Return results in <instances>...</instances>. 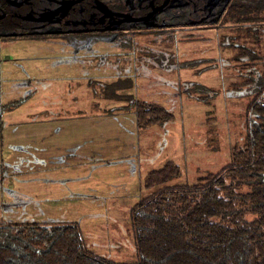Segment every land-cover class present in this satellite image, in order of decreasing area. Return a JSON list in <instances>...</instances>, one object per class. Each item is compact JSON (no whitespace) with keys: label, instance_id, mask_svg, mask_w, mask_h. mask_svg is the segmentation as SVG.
I'll use <instances>...</instances> for the list:
<instances>
[{"label":"rangeland","instance_id":"rangeland-1","mask_svg":"<svg viewBox=\"0 0 264 264\" xmlns=\"http://www.w3.org/2000/svg\"><path fill=\"white\" fill-rule=\"evenodd\" d=\"M124 1L130 11L141 0ZM222 2L204 19L216 18ZM187 6L169 0L142 23L165 15L190 21ZM251 10L264 17V1ZM259 26L254 63L232 58L234 49L220 39L232 31L225 25L148 30L129 48H119V38L77 51L55 39H0V224L75 221L88 247L115 260L136 259L130 206L150 190L144 174L172 159L180 172L168 183L193 182L245 140L253 120L246 103L264 81L263 18ZM111 85L122 96L109 97ZM133 95L162 103L173 118L137 126L125 105ZM59 123L92 127L87 155L65 146V132H41Z\"/></svg>","mask_w":264,"mask_h":264},{"label":"trees","instance_id":"trees-1","mask_svg":"<svg viewBox=\"0 0 264 264\" xmlns=\"http://www.w3.org/2000/svg\"><path fill=\"white\" fill-rule=\"evenodd\" d=\"M257 1L233 0L220 11V23L232 30L220 39L234 49L235 60H258L264 17L249 12ZM135 43L132 37L124 42L128 48ZM111 87L109 97L122 96ZM125 105L137 126L174 116L162 103L134 95ZM246 108L253 120L245 140L231 147L218 169L193 182L168 183L180 167L166 159L144 174L150 190L130 206L136 259L115 260L88 247L75 221L22 220L0 224V264H264V81L254 86Z\"/></svg>","mask_w":264,"mask_h":264},{"label":"flooded vegetation","instance_id":"flooded-vegetation-1","mask_svg":"<svg viewBox=\"0 0 264 264\" xmlns=\"http://www.w3.org/2000/svg\"><path fill=\"white\" fill-rule=\"evenodd\" d=\"M184 1L188 4L190 21H168L165 15L161 21L145 24L142 20L159 11L169 0H141L130 11L124 0H0V39H55L73 44L77 51L95 40L119 38V48H128L124 42L148 30L186 31L189 27L221 26L220 11L233 0H223L216 18L209 20L204 17L217 0ZM224 25L228 27L229 23ZM38 32H48L51 36L33 37ZM98 49L107 51L104 46Z\"/></svg>","mask_w":264,"mask_h":264},{"label":"crops","instance_id":"crops-1","mask_svg":"<svg viewBox=\"0 0 264 264\" xmlns=\"http://www.w3.org/2000/svg\"><path fill=\"white\" fill-rule=\"evenodd\" d=\"M62 116H59L55 119H60ZM72 123H74L73 120H71ZM85 123V120H84ZM75 124H69L65 125L64 123H59V124H53L52 126H45L42 128L41 132L45 133H55L56 135L61 136V133L65 132L69 136L66 138V143L65 146L70 148L73 146L75 151L76 149L79 151L78 157H82L84 155L88 154V149L87 147L92 146V140H93V135H92V127H87L85 124L82 126H73ZM77 133H82V136H72V134H77ZM71 134V135H70ZM43 139V138H42ZM62 148V147H55V149ZM69 150V149H68ZM43 153V152H42ZM42 163H45L44 159L42 160Z\"/></svg>","mask_w":264,"mask_h":264}]
</instances>
